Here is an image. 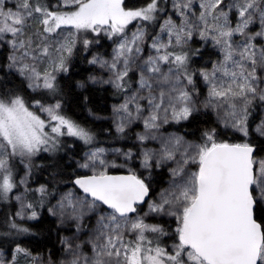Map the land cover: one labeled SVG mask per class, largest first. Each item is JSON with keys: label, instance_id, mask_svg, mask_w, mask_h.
<instances>
[{"label": "snow or ice", "instance_id": "1", "mask_svg": "<svg viewBox=\"0 0 264 264\" xmlns=\"http://www.w3.org/2000/svg\"><path fill=\"white\" fill-rule=\"evenodd\" d=\"M0 264H264V0H0Z\"/></svg>", "mask_w": 264, "mask_h": 264}]
</instances>
